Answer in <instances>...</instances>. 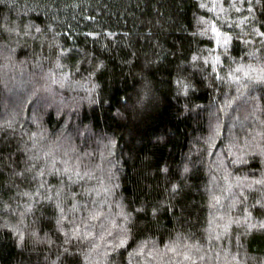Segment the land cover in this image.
<instances>
[{
	"label": "trees",
	"instance_id": "obj_1",
	"mask_svg": "<svg viewBox=\"0 0 264 264\" xmlns=\"http://www.w3.org/2000/svg\"><path fill=\"white\" fill-rule=\"evenodd\" d=\"M262 21L264 0H0V264H264Z\"/></svg>",
	"mask_w": 264,
	"mask_h": 264
},
{
	"label": "snow or ice",
	"instance_id": "obj_2",
	"mask_svg": "<svg viewBox=\"0 0 264 264\" xmlns=\"http://www.w3.org/2000/svg\"><path fill=\"white\" fill-rule=\"evenodd\" d=\"M249 3H251V0H248ZM256 3L257 4H260V0H256ZM200 7L201 8H204L206 7L205 4H200ZM231 7L235 8V10L237 12L240 11V9L238 7H236V4L235 3H232ZM214 11V9H212ZM248 12L251 13L252 12V8L249 7L248 9ZM199 23L201 25H207L205 27H203V30L199 33L200 35H208L209 36V41L210 43H213L215 45V49L214 50H220L221 48L223 49V54L225 56H227V52H228V46L230 45L231 43V37L226 35L225 33H222L221 29L218 28L216 26V24L214 22H206L204 20H200ZM260 29H264V21L260 22V26L259 28L257 27H253L251 32L248 33V35H251L253 37H259L260 38V42L261 43H264V31H261ZM37 31H39V29L37 28ZM210 33V35H209ZM238 39H240V37L238 36ZM241 42L247 44V43H251V41L249 40H242ZM250 55H255V53H251ZM197 57H193V60H196ZM214 60L215 62L218 64L220 63V57L219 56H215L214 57ZM204 63L207 64L208 63V60L205 59L204 60ZM237 72L241 71V69H236ZM247 75V74H246ZM177 84H178V87H181L182 89H186L188 87V85H185L183 83V81H177ZM175 186H173V191H175ZM259 204V208H258V212L261 216H264V203H260L259 201L257 202ZM171 207V206H170ZM135 211L137 212H140L142 211V209H136ZM152 215L155 216L156 215V210L155 209H152ZM125 220L126 221H130L131 220V214H127L125 216ZM59 223V221H58ZM137 227L136 225H133V228ZM252 228H257V230H261V231H264V221H261L259 222L258 226L253 224L251 225ZM75 231H79L78 229L75 230ZM132 231V229H129V228H124L122 229L121 231V236L119 238V242L117 244H115L114 246V250L116 249H120V248H125L126 250V246H129L128 245V241L130 239L129 237V232ZM65 236H66V242H70V239L68 238V234L65 233ZM132 242L135 243V239L132 238ZM65 252L71 256L72 253L71 252H68L67 249H65Z\"/></svg>",
	"mask_w": 264,
	"mask_h": 264
}]
</instances>
